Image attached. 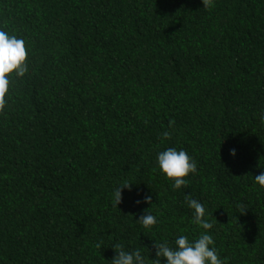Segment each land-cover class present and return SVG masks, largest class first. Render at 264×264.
<instances>
[{"label": "trees", "instance_id": "trees-1", "mask_svg": "<svg viewBox=\"0 0 264 264\" xmlns=\"http://www.w3.org/2000/svg\"><path fill=\"white\" fill-rule=\"evenodd\" d=\"M0 30L28 53L0 112V264H111L117 243L152 264L205 231L224 264H264V0H0ZM170 147L197 166L175 190Z\"/></svg>", "mask_w": 264, "mask_h": 264}, {"label": "clouds", "instance_id": "clouds-1", "mask_svg": "<svg viewBox=\"0 0 264 264\" xmlns=\"http://www.w3.org/2000/svg\"><path fill=\"white\" fill-rule=\"evenodd\" d=\"M203 7L210 9L214 6V0H202ZM28 53L24 40L18 39L14 35H9L8 32L0 30V112H3L8 101L6 96L9 92L10 78L15 76L22 78L28 72L27 65ZM170 121V127L174 124ZM260 123L264 126V114L260 116ZM164 139H170L171 135L165 131L162 133ZM235 156V149L230 152ZM158 166L160 171L166 176L169 181H172L173 189H180L187 185L186 177L190 173L197 171L195 161L184 150L176 148H168L162 151L157 156ZM255 183L261 188H264V172L254 177ZM132 183L123 182L113 192V205L118 206L122 202V190L127 188L131 190ZM145 203L151 204V196L145 197ZM190 209H192V222L200 226L204 230H209L213 225L204 219L206 209L204 205L192 199L190 195L186 196L185 201ZM140 203V201H137ZM240 214L243 215L246 209L243 205H239ZM148 210V209H147ZM145 210V214L140 216L138 222L145 229H150L157 223L156 217ZM213 237L207 232H203L195 240L190 241L185 235H180L175 240V247H170L166 242H155V259L152 264H161L163 258L165 264H224L219 258L214 247ZM99 247V245H98ZM116 255L111 260V264H146L145 257L140 250L127 252L119 243L113 246Z\"/></svg>", "mask_w": 264, "mask_h": 264}]
</instances>
